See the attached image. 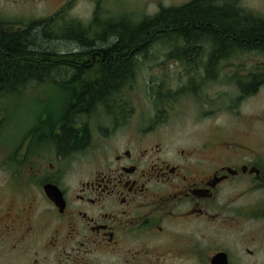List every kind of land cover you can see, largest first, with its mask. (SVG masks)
Returning <instances> with one entry per match:
<instances>
[{
	"label": "flooded vegetation",
	"instance_id": "obj_1",
	"mask_svg": "<svg viewBox=\"0 0 264 264\" xmlns=\"http://www.w3.org/2000/svg\"><path fill=\"white\" fill-rule=\"evenodd\" d=\"M73 1L0 0V37L51 31L54 22L64 34L89 31L90 54L61 60L66 90L79 95L99 82L96 47L111 42L113 28L130 30L169 9L157 4L153 13L134 16L130 8H104L117 0H93L83 21L71 14ZM173 31L172 40L146 43L170 48L154 70L172 87L158 82L139 119L124 99L129 85L123 98L87 112L70 113L68 104L61 121L8 118L4 100L51 85L32 75L0 98V264H264V237L244 232L248 224L264 228V200L243 199L264 188V156L243 143L263 128L257 111L245 120L243 110L264 84V52L237 41L220 50L211 30L194 29L188 40ZM96 110L104 119L89 120ZM189 113L193 126L207 125L203 138L184 147L170 126L181 128ZM228 115L238 126L231 133L218 124ZM64 130L71 132L69 144L59 150ZM49 186L57 188V201L48 197Z\"/></svg>",
	"mask_w": 264,
	"mask_h": 264
},
{
	"label": "trees",
	"instance_id": "obj_2",
	"mask_svg": "<svg viewBox=\"0 0 264 264\" xmlns=\"http://www.w3.org/2000/svg\"><path fill=\"white\" fill-rule=\"evenodd\" d=\"M234 8H241L236 0H231L230 3L227 0H193L182 7L164 9L158 16L140 25H133L130 30L124 26L113 28L108 33L111 42L100 43V47H96V58L101 62L102 74L96 89L89 88L80 95L66 90L67 72L61 60L63 56L85 57L90 54L88 51L93 47H88L87 41L93 37H90L89 31L64 34L60 23L54 22L51 31L43 29L1 36L0 56L4 57L0 59V98L7 97L12 93L8 91H14L18 86L24 87L22 84L31 81L28 79L32 75L35 77L34 82L47 81L60 87L59 94H64V104L61 105V100L57 102L61 107L55 108L53 120L68 118L67 113L63 112L68 104L70 113L72 110L87 112L94 104L108 105L121 94L125 85H132L141 57L149 56L151 47H146V43L155 39L172 40L174 29L186 40L192 38L194 29L211 30L220 50L225 47L229 49L228 45L237 41L242 42L245 47L247 43H259L254 45L264 52V25H257L264 24V20L253 21L248 13L237 12ZM103 37L104 34L94 38L99 40L104 39ZM57 45L65 51H60ZM168 55L172 56L173 51ZM19 58H25L27 61L24 63ZM55 98L58 97L55 95ZM70 135V131L64 130V135L56 143L59 150L68 146L67 137Z\"/></svg>",
	"mask_w": 264,
	"mask_h": 264
},
{
	"label": "rangeland",
	"instance_id": "obj_3",
	"mask_svg": "<svg viewBox=\"0 0 264 264\" xmlns=\"http://www.w3.org/2000/svg\"><path fill=\"white\" fill-rule=\"evenodd\" d=\"M128 1L130 2H124V0L113 1L114 6H110V5L108 6L107 4L105 5L104 8L106 10L108 8L109 9L116 8L117 11H121V12L122 11L125 12V10H123L124 8L125 9L128 8L127 10H129L130 8L134 16H138L140 15L139 13L141 12L148 14L153 13L155 7H157L158 5L163 6L165 8L180 7L186 5V3H188L191 0H128ZM230 1L231 0H227V2L229 3ZM92 2L93 0H74L71 6V14L82 16L81 19L85 21V19H87L91 14ZM141 2H143L144 5L142 10H141L142 8ZM236 2L238 3L239 7L246 9L247 11H249V13L256 14L257 16L261 17L262 20H264V0H236ZM38 12H41V9H39ZM133 21H135L136 23L138 20L134 18ZM57 47L59 48L60 45H57ZM169 49L170 48H164V47H151L149 50V56L151 59L144 64L139 63V65H137L135 80L132 82L131 87H129L126 94L124 95L125 96L124 99H126V101H128L130 104L135 106L134 107L135 111L133 112L135 116L133 118L139 119V114H140L139 110L144 112L149 111V104L151 103V100L155 95L156 88H158V82L159 84L164 83L168 88L172 87L171 80L170 81L162 80V79L159 80L158 78L160 77V75H158V73L154 70L155 67L158 66V63L162 60L163 55L165 56ZM61 50L65 51L63 47H60V51ZM260 60L264 61L263 58H260ZM59 90L60 87H56L53 84L48 85V87L44 91L45 93L42 92L43 94L36 93L34 95L32 92L28 94L24 93V96L21 95L18 97V99L15 97H11L10 99L7 98L2 102L1 105L5 103H10L8 107L9 119L29 120L32 119L34 115H36L37 119L42 118L44 120L47 117L52 119L56 113L55 108L60 106L58 105L57 102L61 100L60 101L61 105L64 104L63 103L64 94L63 92L59 94V92L61 91ZM148 91H149V95L147 93ZM121 94H119L118 97ZM55 95L58 98H55ZM121 97L122 96H120V98ZM1 110H4V108L1 107ZM50 110H52L51 117L49 115ZM243 111L246 117V118L244 117L245 120L248 119L247 117L248 115L253 114V111H257L256 112L257 117L261 118L262 120L264 119V84L261 86L258 98L248 101L245 104ZM152 114L153 113H151V115ZM5 115H7V112L5 113ZM4 117L5 116L0 115V119L1 118L3 119ZM101 119L104 118L101 115V112L97 110L92 113L91 117H89V120L92 121H97V120L99 121ZM165 119L175 120L176 118L174 116H170ZM183 119H185V121L183 122L181 128L176 126L175 127L170 126V128L172 134L175 135L181 134L180 146L186 147L189 146V144H192L194 141H199V138H203L201 134L205 130V127L202 126V124L204 123L205 126L207 124H205V122H201L199 123V125L193 126L192 122H194L195 120L192 113H189ZM218 124H221L223 128H227L228 132L230 133L233 131L234 127L238 128L237 124L235 123L232 124L229 115L219 119ZM260 128L262 129L261 131L258 130V132L260 131V133L258 134L257 137L252 136L251 140H246L242 142L244 143L245 146L252 148L253 151L260 152L264 156V123L261 124ZM243 199L245 204L246 202L248 203L255 200L263 201L264 188L256 192H251V193L246 192L245 197ZM251 226H252L251 224L245 226L244 229L245 234H254V235L258 234L259 236L264 237L263 225L261 226L262 228L260 226H257V228L256 227L253 228Z\"/></svg>",
	"mask_w": 264,
	"mask_h": 264
},
{
	"label": "water",
	"instance_id": "obj_4",
	"mask_svg": "<svg viewBox=\"0 0 264 264\" xmlns=\"http://www.w3.org/2000/svg\"><path fill=\"white\" fill-rule=\"evenodd\" d=\"M46 189L47 195L48 197L53 200V201H57L58 198V190L55 187L49 186ZM213 264H222L219 263L217 260L213 262Z\"/></svg>",
	"mask_w": 264,
	"mask_h": 264
},
{
	"label": "bare ground",
	"instance_id": "obj_5",
	"mask_svg": "<svg viewBox=\"0 0 264 264\" xmlns=\"http://www.w3.org/2000/svg\"><path fill=\"white\" fill-rule=\"evenodd\" d=\"M134 17V16H133ZM147 65V64H146Z\"/></svg>",
	"mask_w": 264,
	"mask_h": 264
}]
</instances>
